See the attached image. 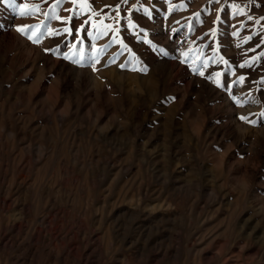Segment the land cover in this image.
<instances>
[{"label":"rangeland","instance_id":"rangeland-1","mask_svg":"<svg viewBox=\"0 0 264 264\" xmlns=\"http://www.w3.org/2000/svg\"><path fill=\"white\" fill-rule=\"evenodd\" d=\"M0 264H264V0H0Z\"/></svg>","mask_w":264,"mask_h":264},{"label":"snow or ice","instance_id":"snow-or-ice-1","mask_svg":"<svg viewBox=\"0 0 264 264\" xmlns=\"http://www.w3.org/2000/svg\"><path fill=\"white\" fill-rule=\"evenodd\" d=\"M3 3H4L5 5H7V6H9V7H14V6H15V0H3ZM21 15H24V13L21 12ZM37 27H39V26H37ZM18 30L23 31V29H18ZM64 31H68V29H64ZM53 34H56V33H53ZM30 38H31V37H30ZM101 51H102V50H101ZM241 79H243V78H241ZM241 119H246V118L241 117Z\"/></svg>","mask_w":264,"mask_h":264},{"label":"bare ground","instance_id":"bare-ground-1","mask_svg":"<svg viewBox=\"0 0 264 264\" xmlns=\"http://www.w3.org/2000/svg\"><path fill=\"white\" fill-rule=\"evenodd\" d=\"M10 234V233H9Z\"/></svg>","mask_w":264,"mask_h":264}]
</instances>
